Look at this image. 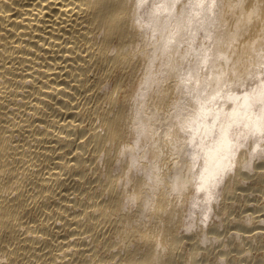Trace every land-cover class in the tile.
<instances>
[{"label": "bare ground", "instance_id": "1", "mask_svg": "<svg viewBox=\"0 0 264 264\" xmlns=\"http://www.w3.org/2000/svg\"><path fill=\"white\" fill-rule=\"evenodd\" d=\"M0 264H264V0H0Z\"/></svg>", "mask_w": 264, "mask_h": 264}]
</instances>
